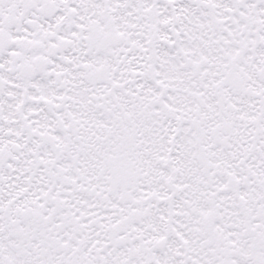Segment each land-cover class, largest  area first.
<instances>
[{
    "label": "snow or ice",
    "instance_id": "snow-or-ice-1",
    "mask_svg": "<svg viewBox=\"0 0 264 264\" xmlns=\"http://www.w3.org/2000/svg\"><path fill=\"white\" fill-rule=\"evenodd\" d=\"M0 264H264V0H0Z\"/></svg>",
    "mask_w": 264,
    "mask_h": 264
}]
</instances>
